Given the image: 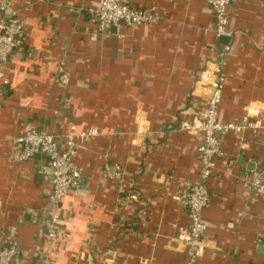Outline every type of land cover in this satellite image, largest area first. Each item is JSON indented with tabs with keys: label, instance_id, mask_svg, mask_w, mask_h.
<instances>
[{
	"label": "crops",
	"instance_id": "crops-1",
	"mask_svg": "<svg viewBox=\"0 0 264 264\" xmlns=\"http://www.w3.org/2000/svg\"><path fill=\"white\" fill-rule=\"evenodd\" d=\"M131 1L160 22L101 35L87 12L99 0H13L25 43L0 70V229L19 240V264H187L180 192L199 180L202 134L181 125L199 124L209 98L202 73L223 43L207 0ZM231 13L221 120L261 126L221 136L195 264H264V202L246 185L264 180V0H235ZM72 126L98 134L78 151L82 183L45 247L50 183L40 158L10 156L31 127L62 136ZM107 163L121 164L122 183L105 176Z\"/></svg>",
	"mask_w": 264,
	"mask_h": 264
},
{
	"label": "built area",
	"instance_id": "built-area-1",
	"mask_svg": "<svg viewBox=\"0 0 264 264\" xmlns=\"http://www.w3.org/2000/svg\"><path fill=\"white\" fill-rule=\"evenodd\" d=\"M235 0H207L213 13L212 31L217 39L223 36L232 38L231 10ZM89 18L97 33L108 35L112 28H136L155 25L161 20L156 12L137 6L131 0H99L96 7L87 9ZM25 43V27L17 11L13 10V0H0V70L6 68L14 53ZM232 50L231 41L221 44L216 57L209 60L203 70L202 81L209 90V98L198 125L183 122L181 129L199 131L202 143L198 147L200 161L199 180L186 186L180 192L181 205L186 208L190 223L180 230L179 239L187 248V264H195L203 252V240L208 226L204 211L211 202L208 182L213 175L215 161L224 154L221 136L232 131L255 129L260 122L245 118L243 123H224L221 120V105L227 81L226 60ZM58 82L63 86L70 83V75L61 71ZM96 129L79 130L72 126L67 134L48 133L40 128L31 127L15 139L11 153L12 162H28L40 157L39 173L50 183L45 206L43 240L45 247L58 237L63 221L64 200L72 188L81 185L83 173L76 163V156L83 145L96 136ZM104 174L109 179L122 183L124 170L119 163H107ZM255 195L264 202V180L259 175L246 182ZM22 248L16 237L0 229V264H19Z\"/></svg>",
	"mask_w": 264,
	"mask_h": 264
},
{
	"label": "water",
	"instance_id": "water-1",
	"mask_svg": "<svg viewBox=\"0 0 264 264\" xmlns=\"http://www.w3.org/2000/svg\"><path fill=\"white\" fill-rule=\"evenodd\" d=\"M219 40L223 43V44H228L230 42V38L227 37V36H223V37H220ZM40 157L37 156L36 159H39ZM250 168V167H249Z\"/></svg>",
	"mask_w": 264,
	"mask_h": 264
}]
</instances>
